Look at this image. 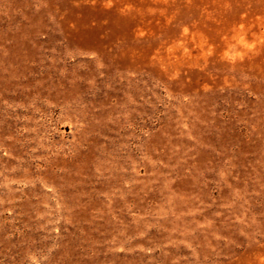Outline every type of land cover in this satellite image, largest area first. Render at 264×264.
Masks as SVG:
<instances>
[{
    "label": "rangeland",
    "instance_id": "1",
    "mask_svg": "<svg viewBox=\"0 0 264 264\" xmlns=\"http://www.w3.org/2000/svg\"><path fill=\"white\" fill-rule=\"evenodd\" d=\"M0 264H264V0H0Z\"/></svg>",
    "mask_w": 264,
    "mask_h": 264
}]
</instances>
